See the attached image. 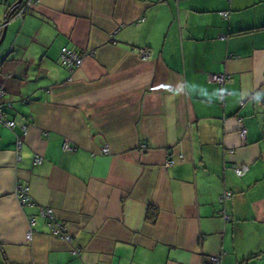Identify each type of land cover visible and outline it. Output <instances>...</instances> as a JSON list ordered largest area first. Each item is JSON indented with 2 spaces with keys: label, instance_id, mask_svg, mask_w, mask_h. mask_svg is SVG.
<instances>
[{
  "label": "crops",
  "instance_id": "obj_1",
  "mask_svg": "<svg viewBox=\"0 0 264 264\" xmlns=\"http://www.w3.org/2000/svg\"><path fill=\"white\" fill-rule=\"evenodd\" d=\"M17 1L0 0L17 122L0 124V264H264V0H40L9 18Z\"/></svg>",
  "mask_w": 264,
  "mask_h": 264
},
{
  "label": "built area",
  "instance_id": "obj_2",
  "mask_svg": "<svg viewBox=\"0 0 264 264\" xmlns=\"http://www.w3.org/2000/svg\"><path fill=\"white\" fill-rule=\"evenodd\" d=\"M40 0H24L22 5L17 9L15 15L17 16H24L27 12L32 10L35 6L39 4ZM225 16H227L228 12H223ZM7 23V22H6ZM6 26V25H5ZM3 26V27H5ZM3 27H0V37L2 34ZM141 54L146 57L148 55L147 50H142ZM85 54L80 53L68 46H64L61 48L59 53V61L71 68L75 69L80 67L84 63ZM211 81L216 82L220 86V92H221V99L224 102L225 97L228 93V91L225 89L226 82L228 81V75L225 73H218V74H211ZM11 103L8 101L7 98V90L4 86L0 85V124L6 126L9 129H15L17 126V122L15 119L11 118L8 115L7 107L10 106ZM22 128V134L18 135V149L21 148L22 142L24 139V136L28 133L29 126L24 124L21 126ZM242 136L245 138L246 136V129H242L241 131ZM145 146V145H144ZM64 147L68 149L69 143L66 141L64 144ZM104 152H108V148L103 149ZM43 161V156L37 155L35 158V163H40ZM175 163V160L170 159L168 161L167 165H173ZM236 173L241 176L248 170V165H240L234 167ZM18 194L20 197V200L23 204H30L31 203V193H30V186L26 184H20L18 187ZM231 192H225L222 194L221 199L226 200L228 197H230ZM41 214L47 218L48 225L51 229V231L61 238L65 239H71V235L68 233L67 226L60 221L51 207H44L41 210ZM32 232L28 233V239H31ZM222 257L219 255H211L208 257L209 264H221Z\"/></svg>",
  "mask_w": 264,
  "mask_h": 264
},
{
  "label": "water",
  "instance_id": "obj_3",
  "mask_svg": "<svg viewBox=\"0 0 264 264\" xmlns=\"http://www.w3.org/2000/svg\"><path fill=\"white\" fill-rule=\"evenodd\" d=\"M24 2V0H18L12 7V14L15 13L17 11V9L22 5V3ZM6 32H7V26H5L2 30V34L0 37V47L6 37Z\"/></svg>",
  "mask_w": 264,
  "mask_h": 264
},
{
  "label": "trees",
  "instance_id": "obj_4",
  "mask_svg": "<svg viewBox=\"0 0 264 264\" xmlns=\"http://www.w3.org/2000/svg\"><path fill=\"white\" fill-rule=\"evenodd\" d=\"M14 14L11 13V11H9L8 13V17L10 18L11 16H13ZM158 212L151 209V212L149 213V219L151 220V222H155L156 218H157Z\"/></svg>",
  "mask_w": 264,
  "mask_h": 264
}]
</instances>
